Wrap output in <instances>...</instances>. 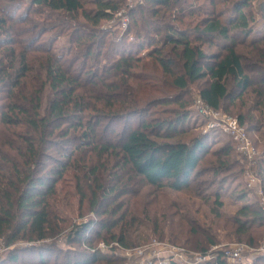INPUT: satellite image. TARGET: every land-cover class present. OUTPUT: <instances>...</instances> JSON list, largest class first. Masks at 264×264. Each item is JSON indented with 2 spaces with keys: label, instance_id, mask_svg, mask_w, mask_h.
<instances>
[{
  "label": "trees",
  "instance_id": "16d2710c",
  "mask_svg": "<svg viewBox=\"0 0 264 264\" xmlns=\"http://www.w3.org/2000/svg\"><path fill=\"white\" fill-rule=\"evenodd\" d=\"M143 1L166 29L154 30L159 35L164 31L165 35L149 43L154 50L148 51L147 57L158 60L162 73L172 79L171 87L181 94L158 98L166 109H170L167 110V118L143 121L139 127L125 128L117 133L114 122L137 115L140 110L147 112L148 108H142L140 100L115 91L113 84L105 77L110 75L112 65L115 67L119 62L123 64L119 71L129 73L132 62H141L143 58L134 57L133 48L127 50L128 45H124L123 49L115 46L111 52L121 54V57L116 58L117 64L107 65L101 74L100 67L93 70L89 63L93 59L101 64L105 48V58L110 56L108 53L112 43L107 40V31L55 30L52 41L47 45H35V53L41 52L43 56L35 57V66H38L35 82H28L32 50L27 49L29 46L20 45L24 42L35 44L38 39L31 36L33 27L26 24L28 16L17 13L25 7L30 13L50 11L51 20L65 17H75L76 20L82 17L92 29H98L102 21H109L120 12L123 0H93V10L84 8L85 0H0V158L11 165L8 169L11 177L3 174V185H0V242L9 248L18 240L28 241L29 251L38 254V264H49L53 257L51 251L56 257V252L63 253L64 264H116L117 258L103 254L96 246L90 245L95 236L91 238L88 235L94 232L98 223L110 236V241L105 237L100 238V232L94 233L107 244L115 241L123 249H131L146 243V239L142 240L141 236L135 234L145 221L137 211L132 213L129 208L132 199L129 195L136 198L140 193L137 190L131 192L134 191L130 190L133 185L139 183L143 187L158 190L168 188L177 192L186 190L194 192L195 197L208 200V194L201 192V189L211 180L203 177L230 173L234 164L239 162L230 160L236 148L229 137L222 150L212 152L217 161L213 165H201L210 151V135L201 133L190 140L182 139L189 132L185 126L191 117L188 112L190 103L182 97L187 95L191 85L199 84L197 91L203 103L220 111L225 102L236 103L255 85L246 72L244 55L238 50L240 44L237 42L239 36L245 39L251 37L257 51L255 54H258L260 61L263 57L261 63L264 64V47H258L264 43V35L253 36L250 18L244 11L252 0H206L209 8L201 5L181 9L177 8L180 0ZM229 3H232L231 10L225 7ZM218 5L223 8H217ZM187 9L191 16L198 11L200 18L196 22L185 23ZM144 11L145 7L140 6V12ZM227 14L230 15L225 20ZM171 19L188 28L172 25ZM133 22L137 26L140 21L134 18ZM21 24L23 26L18 28ZM138 27L135 31L137 43L132 46L141 49L148 43L143 37L147 26ZM130 31L128 28L127 32ZM63 36L68 39L65 50L57 53L52 50V45ZM205 45L218 46L221 51L207 53ZM73 49L76 51L72 52ZM78 63L80 65L76 69ZM261 70V75H264V67ZM262 81L261 85L264 86V77ZM231 83L238 89L236 95L229 89ZM254 91L261 99L259 115L264 118V89ZM253 117L243 113L237 116L249 133H258L262 127L246 126ZM12 128L15 129L10 131L13 134L5 135L7 140H3L2 134ZM18 130L30 134L19 135ZM106 133H110V136ZM19 139L21 146L17 143ZM4 148L14 151V157L8 158ZM102 156L115 158L114 165L109 166L108 163L103 166L105 173L94 164ZM244 159L247 167L249 164L253 171L258 172L264 193V156L255 163ZM43 160L52 161V165L48 169L42 168ZM78 160L89 164L86 172L82 171V176L73 171ZM3 169H7L6 164ZM43 170L47 171L45 175L41 174ZM68 172L73 174L75 192L81 199L87 191L92 195L90 208L98 216V222L71 225L54 211L51 200L57 195L58 183ZM242 198H245V194ZM215 204L213 213L219 216V210L223 207L219 194L215 196ZM187 213L189 216L186 215L179 222L183 221L189 226L194 218L190 212ZM166 220L173 223L169 216ZM233 220L235 232L245 235L253 226L258 229L264 227V209L259 205L244 204ZM160 226V222L155 221L154 231ZM192 232L196 233V230L193 228ZM62 242L69 248L61 249L59 245ZM209 242L210 246L215 243L212 239ZM85 244L89 249L96 250H86ZM256 244H259L258 240L251 238L249 245ZM71 245L77 247L72 248ZM19 248L10 250L9 254L13 255L10 261H19L18 255L14 254L24 250ZM208 249L205 247L199 251L207 254ZM57 261L55 264H58ZM216 264L227 263L218 258ZM237 264H264V255L257 256L250 263Z\"/></svg>",
  "mask_w": 264,
  "mask_h": 264
},
{
  "label": "rangeland",
  "instance_id": "374dc122",
  "mask_svg": "<svg viewBox=\"0 0 264 264\" xmlns=\"http://www.w3.org/2000/svg\"><path fill=\"white\" fill-rule=\"evenodd\" d=\"M201 5L209 8L206 5V0H180L177 8L181 9L187 6L198 8V6ZM230 5H232V3H229L228 5L226 4L225 7L230 8ZM140 6L145 7L144 13L140 12ZM94 7L95 5L93 3V0H85V9L93 10ZM217 8L221 9L223 8V6L218 5ZM189 9H187L185 13L186 18L184 22H196L198 18H200V13L196 11L195 15L191 16ZM27 10V8L25 9V7H23L20 11H18L17 14L28 16L26 24L33 27V33L31 36H36V39H38L35 44H26L24 42L20 45L23 47L29 46L27 49L32 50V53H30L29 57L30 59L32 58L33 61L30 65L32 69L28 77L29 79L27 80L28 82H35V70L38 69V66H35V57L40 58L41 56H43V53L41 52L35 53V45H47L50 40L52 41L55 30H105L109 33L107 36V40L111 41L112 43L110 45L111 47L108 53L110 56L108 58H105L107 55V49L105 48L102 55V62H100L101 64H98L97 62H95V60L92 59L89 63V67H91V69L93 70H96L98 67H100L99 70L101 71V74H103L107 65H112L114 63L117 64L116 58L121 57V54L117 55L115 54L116 52H111V48H114L116 46L117 48L123 49L124 45L129 46L127 47V50L133 48L132 55L134 57L140 56L141 58H143L142 61L132 62L133 67L129 69V73L126 70L119 71V69L122 68L123 64H120L118 62L115 67L114 65H112L109 71L111 72L110 75L105 78H107L110 84H113L115 91L119 92L123 96L133 98L137 101L140 100V106L142 108H148L147 112L140 110V113L137 115L127 116L126 119H121L114 122L113 125L115 132H122L125 128L129 127H139L142 125L143 121L164 119L169 116L167 110L170 111V109H166V107H164L161 102L158 101V98L176 97L181 93L177 89L171 87L172 79L162 73V70L158 64V60L155 57H147L148 51L152 49L154 50V47L150 46L149 43L158 41L165 35L164 31H162L159 35L154 30L166 29L162 27V23L158 20V18L150 13V9L145 5L143 0H123L120 12L116 14L113 19L109 21H102L98 29H92L91 25L88 24V22H86L84 19H82V17H79V19L76 20L75 17H65L59 20H51L50 14L52 13L50 11H43V9H40L44 13H30V11ZM229 10H231V8ZM244 11L250 18L249 25H251V28L254 32L253 36H263L264 0H252L250 4L244 9ZM229 15L230 14H227L225 16V20L229 18ZM134 18L140 21L138 22V25L143 27L147 26V28L145 29L147 31L143 33V37L145 38V40H147L148 43L147 45H143L144 43H142L143 46L141 47V49H139V47L138 49H136L132 46L133 44L137 43L135 31L137 30L136 28H139L138 25H134ZM171 22L172 25L176 27L188 28L185 27L183 23H180L173 19H171ZM22 26V24L18 25V28ZM128 28L131 30L129 33L127 32ZM45 30L50 31L45 32ZM67 41L68 39H66V36L59 38L56 42L53 43L52 50L57 53H59L61 50H65ZM237 42L240 44L238 50L244 55V64L247 68L246 72L251 76L255 85L247 92L243 99L237 101L236 103H230L229 101L225 102L223 105V109H221L219 112L223 115L225 114L232 117H237L240 113L246 115L250 114V116H254L252 118L253 120H249L250 122L245 125L247 127L255 128L262 127L258 133H249V137L251 138L257 152V155L254 156L253 160L255 163V160L260 159V157L263 158L264 156V118H261V116L259 115L261 111L259 102L261 101V99L257 98L256 91H254L255 89H264V86L261 85L263 82L262 78L264 77V75H261L263 74V69L261 70V67H264V64L261 63L263 62V57L262 61H260L261 59H259L258 54H255V52L257 53V51L255 50V44H252L251 37L245 39L244 37L242 38L241 36H239ZM108 44L110 43L108 42ZM261 45H263L264 47V43L259 44L258 47H261ZM205 50L207 53H217L221 51L218 46L216 47L213 45H205ZM75 51L76 49L72 50V52ZM259 54L262 55L261 52ZM79 65L80 63L77 64L76 69L79 67ZM113 71H116L117 73L114 74ZM198 85H191L188 89L187 95L184 94L185 96L182 97L183 100L189 101L190 105L188 107V112L191 114V117L189 118L187 125L185 126V128H187L189 132H186L182 139L190 140L193 137L199 136L201 133L210 135V139L208 142L210 151L209 154L205 157L206 159L202 161L201 165H208L210 163L213 165L217 161V159L212 155V152L216 150H222V148L229 142V137L223 132L216 131L215 129H208V126L204 119L200 115L198 116L199 109L196 108L198 106H196L195 103V101H197L196 99L199 97L197 91ZM229 89L235 92V95L238 93V89H236V87H234V84L232 83L229 84ZM169 108L177 107L169 106ZM11 130L14 131L15 129H9V132H7L6 134H2L1 137L3 140H7L5 135L11 136L13 134L12 132H10ZM110 133H106V135L110 136ZM18 134L29 135L30 133L21 132L20 130H18ZM17 143L21 146V139H19ZM3 151L8 154V158L14 157V151L6 148H4ZM244 157L245 156H242L236 148V151L232 152L230 160H238L239 162L238 164H234L235 167L230 173L217 176L209 174L203 177L209 178L211 180L207 186L201 189V192L208 194V200L195 197L193 196L194 192H189L186 190L177 192L168 188L158 190L155 188H150L149 186L143 187V185L139 183L137 186L133 185L130 190L133 189L134 191L131 192L135 193L137 190V192L140 191V193L136 198H134L133 195H129L132 198L130 200L129 208L132 213L134 211H137L139 216H141V218L145 221L144 225L140 227V229H138V231H136L135 233L137 237L141 236L142 240L146 239V243L143 245H149L152 248L154 247V242L156 241V244H158L157 248H166V246L182 248L189 254V256H191L194 254H201L199 250L205 247L209 248L208 251H210L212 247L221 245H225L228 247L235 246L236 244L251 246L249 245V242L250 239L253 238L255 241L258 240L259 244L251 247H253L254 249H258L261 246V243L264 241V227L258 229L256 226H253L249 233L245 235H239L235 232L236 227H234L233 223V218L236 215L237 210L244 204H254L256 206L259 205L262 207V196L260 194H257L254 190L249 189V183L252 182V178L257 179L256 182H258L257 184L256 182L254 183L256 184L255 188L262 189V180L257 175L258 172L251 169V165L249 166L248 164L247 167ZM245 158L249 161L247 157ZM114 161V157L107 158L106 156H102L101 159L97 158L94 164L100 166L102 168V173H105L103 166L107 165L108 163L109 166H112L114 165ZM42 163V168L46 167L48 169V167L52 165V161L43 160ZM5 164L7 169L2 170V167ZM87 165L89 166L88 163L83 162L82 160H78L74 164L73 171L76 170V174L82 176V171L83 173H85V169L88 168ZM10 166L11 165L6 163L4 159L0 158V185H3L1 184L3 174L7 178L11 177L8 172ZM46 172L47 171L43 170L41 171V174L45 175ZM70 172L66 173L57 185V195L51 200L54 211L71 225H79L88 222L90 223V221L98 222V216L94 214L90 208L92 195L89 191H87L86 196L81 199V196L75 192V182L73 179V174H71ZM250 172L253 174H249ZM214 180H216L215 185H212V182ZM220 180H223V182L220 183ZM164 182H167V180H164ZM216 194H219V200L223 203V207L219 210V216L213 213V208H215L216 206ZM243 194H245V198H242ZM125 199L129 200L130 198L125 197ZM187 212H190L194 218V221L193 219H191V221L193 222H190L189 226L183 221L179 222V220L183 219V217H185L186 215L189 216ZM167 216L171 217V220H173L172 224H170L169 221L166 220ZM155 221L160 222L161 224V226L156 231H154ZM193 228L196 230V233L192 232ZM68 230L69 229H67V231ZM94 232H100V238L105 237L110 241V236L101 229L100 224L97 223V225L94 227ZM94 232L91 231L88 236L91 235V238H94L95 236V239L91 242L90 245L92 247L96 246L97 248L103 241H101L99 237H96ZM210 239L215 242L211 245L212 247L209 245ZM112 243L115 246L116 242L113 241ZM28 245H30L28 241L18 240L12 247L6 248L4 247L3 243L0 242V264H38V254L35 253V251L30 252ZM86 245L87 244H85L86 250H96V248L89 249ZM140 246L134 248H138ZM59 247L63 250L69 248V246L66 245L65 242L60 243ZM71 247L75 248L77 247V245H71ZM15 248L24 249L19 250L20 252L18 251L14 253L19 257V261L16 263L10 261L11 256L13 255L9 254L10 250ZM109 251L113 252V255L105 252H103V254L112 255L113 257L117 258L116 264H131L132 260L126 258L125 254H123L122 251H120V249H118L116 246L114 247L113 251ZM51 253L53 257H51V261L49 264H55L56 260H58V264H64L63 253L60 254L59 252H56L55 254L57 255V257L54 256L53 251H51ZM248 257L249 258L245 259L244 261H238L232 264H237L240 262L247 263L249 262V260L252 261V259L256 258L257 256L249 255Z\"/></svg>",
  "mask_w": 264,
  "mask_h": 264
},
{
  "label": "built area",
  "instance_id": "2783aa9c",
  "mask_svg": "<svg viewBox=\"0 0 264 264\" xmlns=\"http://www.w3.org/2000/svg\"><path fill=\"white\" fill-rule=\"evenodd\" d=\"M195 101L196 108L199 109L198 116L200 115L206 122L208 129L223 132L230 137L236 144V148L242 156L249 159L250 163H254V156L257 155L256 148L249 137V132L246 128L240 124L237 117H232L229 115H223L219 111H215L209 108L203 103L200 97ZM253 174V173H249ZM257 179L252 178V182L249 183V189L254 190L257 194L262 197V208L264 209V193L262 189H256ZM256 182V184H254ZM256 189V190H255ZM115 246L125 254L126 258L132 260L131 264H216V260L221 258L226 261L227 264H232L238 261H244L248 259L249 255L259 256L264 255V241L258 249H254L251 246L244 244H236L235 246H214L208 251L207 254H194L189 256V254L182 248H177L173 246H166L157 248L158 244L154 242V247L140 246L138 248L123 249L116 242ZM113 243L107 244L102 242L97 247L98 250L110 253L109 251L115 247ZM255 258L252 259V261ZM249 260L250 263L252 262Z\"/></svg>",
  "mask_w": 264,
  "mask_h": 264
}]
</instances>
